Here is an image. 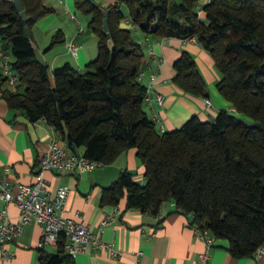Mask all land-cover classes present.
<instances>
[{
    "label": "trees",
    "instance_id": "16d2710c",
    "mask_svg": "<svg viewBox=\"0 0 264 264\" xmlns=\"http://www.w3.org/2000/svg\"><path fill=\"white\" fill-rule=\"evenodd\" d=\"M27 19L12 0H0V49L10 56L18 75L11 90L0 58L2 97L31 121L45 120L82 155L110 164L135 147L145 165V183L123 170L103 188L102 204L158 214L164 202L192 215V223L208 227L229 241L234 257L253 255L264 243V0H115L102 6L75 0L91 16L98 55L85 71L71 62L52 69L36 59L25 28L53 7L43 0H22ZM128 17L146 35L196 40L221 72L219 91L234 110H220L214 121L194 115L181 127L161 130L145 109L147 85L138 79L145 48ZM206 14L203 19L200 11ZM108 33L103 30L105 13ZM109 34V35H108ZM109 39L114 49L108 46ZM62 30L53 43L64 41ZM173 81L184 92L209 95L194 56L187 50L175 60ZM255 121L248 126L237 118ZM43 253V264H73L64 249Z\"/></svg>",
    "mask_w": 264,
    "mask_h": 264
},
{
    "label": "crops",
    "instance_id": "0c3cea01",
    "mask_svg": "<svg viewBox=\"0 0 264 264\" xmlns=\"http://www.w3.org/2000/svg\"><path fill=\"white\" fill-rule=\"evenodd\" d=\"M114 3L115 0H106L99 4L108 6ZM121 7L126 14L122 25L131 27L145 48L144 64L141 69L144 73L142 82L149 85L154 93L164 95L162 105L156 100L150 104L145 102L148 114L151 117L157 116L159 127L163 125L165 130H172L181 127L194 115L202 120H208L210 114L217 115L221 108L234 110L231 102L217 87L221 72L216 67L214 58L195 37L182 39L146 35L130 20L127 7L123 3ZM200 16L205 18L203 10L200 11ZM30 29L32 30V26ZM64 38L67 49L55 55L51 67L48 63L49 71L52 72L54 66L67 61L80 70L86 69L88 63L97 57L93 45L87 39L82 42L81 35L67 37L64 34ZM70 42H75L79 46L77 57L69 51ZM39 47L44 48L40 45ZM183 50L194 56L197 67L206 81L209 93L207 97L186 93L174 83L173 77L176 74L174 62ZM206 98L211 100L212 106H207ZM52 135L53 128L45 120L31 121L23 110L9 107L5 98L1 96L0 175L5 176L13 185L33 182L37 163L48 150ZM78 151L83 153L82 148ZM6 167H9V172H6ZM125 169L131 171L134 177L136 175L138 181L142 183L146 181L145 165L137 155L135 147L123 151L115 161L105 167L90 171L70 169L60 173L55 171L45 173L50 191L59 186L69 188L64 214L74 216L79 211L93 230L101 229L104 240L116 245L124 254L120 258H114L106 251L91 250L73 256V264H196L197 254L203 251L206 245L195 234L192 215L177 210L171 201L164 202L160 212L153 214L139 209H127L126 198H122L117 204L121 212L112 217L109 224L100 226L104 216L114 210V205L102 204L103 188ZM2 204L0 200V206ZM9 213L13 217L18 215V209L13 203L9 204ZM41 233L42 226L39 223L26 224L23 231L8 244L13 255L4 260L0 251V264H43L40 255L55 253L56 247L46 244L39 248ZM228 247L227 239H217L216 245L210 248L212 264H264V243L260 246L261 251L240 258L234 257Z\"/></svg>",
    "mask_w": 264,
    "mask_h": 264
},
{
    "label": "built area",
    "instance_id": "2783aa9c",
    "mask_svg": "<svg viewBox=\"0 0 264 264\" xmlns=\"http://www.w3.org/2000/svg\"><path fill=\"white\" fill-rule=\"evenodd\" d=\"M70 14L73 19L77 20L75 13L71 12ZM68 48L74 56H78L79 46L75 42H70ZM0 58L3 74L7 76V86L15 91L17 90L18 75L11 68L10 56L0 49ZM143 75V71H140L138 79L142 81ZM1 96L2 90H0ZM153 100L162 105L164 95L154 93L151 87L147 85L145 101L150 104ZM206 104L212 106L209 98H206ZM152 118L156 122L158 121L156 115ZM160 129L165 130L163 125H160ZM103 166L104 163L100 160L87 158L81 153L77 155L68 141L53 128L49 148L37 163L33 182L13 185L5 176L0 175V200L3 202L0 206V251L2 258L7 260L13 255L8 244L30 222H36L42 226L41 239L38 242L39 248H43L46 244L57 248L59 240L64 236L66 239L64 249L69 255L75 256L80 253H88L91 250H100L106 251L114 258L122 257L123 252L113 243L104 240L101 229L93 230L79 211L74 216L64 214L69 188L59 186L54 191H50L45 175L47 171L58 173L70 169L90 171ZM5 170L9 172L10 169L6 167ZM10 203H13L18 209L17 217H13L9 213ZM171 204L175 205L173 201ZM120 212V207L114 205V210L104 216L100 226L104 227L109 224L112 217ZM192 227L197 238L206 245V248L197 254L196 264H212L210 248L216 245L218 237L206 226L192 223ZM257 251H261L260 247Z\"/></svg>",
    "mask_w": 264,
    "mask_h": 264
},
{
    "label": "rangeland",
    "instance_id": "374dc122",
    "mask_svg": "<svg viewBox=\"0 0 264 264\" xmlns=\"http://www.w3.org/2000/svg\"><path fill=\"white\" fill-rule=\"evenodd\" d=\"M43 1L46 5L53 7L54 10L38 19L32 25L31 31L33 32L34 36V38L32 36L33 40L38 44V46L40 45L44 47L40 48L45 50L44 57L47 63H49L50 67L52 66V59L55 57V55L62 50L67 49L66 41L56 42L52 44L54 35L58 30H62L67 37L81 35L83 39L82 42L84 41V39L89 40V43L93 45L96 50V54L98 55V37L97 34L89 26L90 16L76 7L75 0ZM105 1L106 0H94V2L96 3ZM71 12L75 13L77 20L71 17ZM45 47L48 49L46 50ZM81 70L85 71L86 69ZM49 73L50 75H52L51 81L52 84H54L53 74H51V70L49 71ZM105 166L107 165H104L103 167Z\"/></svg>",
    "mask_w": 264,
    "mask_h": 264
},
{
    "label": "water",
    "instance_id": "95a60500",
    "mask_svg": "<svg viewBox=\"0 0 264 264\" xmlns=\"http://www.w3.org/2000/svg\"><path fill=\"white\" fill-rule=\"evenodd\" d=\"M14 2V4L16 5L17 7V10L21 13V16L24 18V19H27V15H26V12L24 10V4H23V1L22 0H12ZM107 12L105 13V19H104V24H103V30L108 33V17H107ZM25 34L28 38L31 39V44H32V47L35 51V55H36V59L37 61H39L42 65L46 66L48 65L45 57H44V53H45V50L41 49L38 44L33 40L32 38V32H31V29L29 26H27L25 28ZM109 35V34H108ZM108 46H109V49L110 50H113L114 49V43L112 41V39H109L108 41ZM264 65V60H263V63ZM220 110H226L225 108H221ZM216 116L217 115H214V114H210L209 115V121H214L216 119ZM237 118L244 122L246 125L248 126H253L255 124V121L248 118V117H245L243 115H240L238 114L237 115ZM73 150L74 152L77 154V155H80V152L77 150L76 146H73Z\"/></svg>",
    "mask_w": 264,
    "mask_h": 264
}]
</instances>
